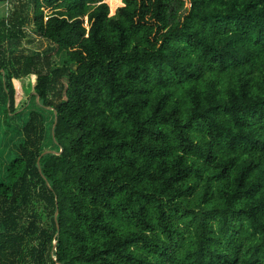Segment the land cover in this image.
Returning a JSON list of instances; mask_svg holds the SVG:
<instances>
[{"label":"trees","instance_id":"16d2710c","mask_svg":"<svg viewBox=\"0 0 264 264\" xmlns=\"http://www.w3.org/2000/svg\"><path fill=\"white\" fill-rule=\"evenodd\" d=\"M4 1L0 264H264V0Z\"/></svg>","mask_w":264,"mask_h":264},{"label":"rangeland","instance_id":"374dc122","mask_svg":"<svg viewBox=\"0 0 264 264\" xmlns=\"http://www.w3.org/2000/svg\"><path fill=\"white\" fill-rule=\"evenodd\" d=\"M17 5L11 2H1L0 3V18H9L10 15L16 10ZM31 12H28V16H30ZM23 30L25 31V37L18 39L15 42L14 49L9 52V42L5 44V51L3 54V57L1 60L4 62L6 61V68L8 72L12 75V82L15 87V93H14V103L15 105L22 104L29 99L28 96H30L31 90H30V83H31V75L25 74L22 71L23 67V59L25 56L30 55L33 52H37L40 54V58L42 59L43 66H46L45 62L48 63H56L59 64L61 60L64 57L63 51H58L54 46L51 45L49 41L46 39L40 37L37 35L33 29L31 23L25 25L23 27ZM3 80V76H0V81ZM33 101H28L27 105H25L23 108H21L20 111L23 113L19 116V118H16L15 121L17 122V125H14L18 129H21L23 125V119H24V112L30 111L31 109H34ZM2 103V96L0 92V104ZM45 114V113H43ZM49 114V113H46ZM3 122V115L0 110V125ZM14 122V121H13ZM2 129L0 128V132ZM20 135L17 133L16 130L12 128L6 129L5 134H2V137H0V168L1 170L4 169L6 165V161L4 158V155L7 151L13 150L15 151L17 149L18 141L20 140Z\"/></svg>","mask_w":264,"mask_h":264},{"label":"water","instance_id":"95a60500","mask_svg":"<svg viewBox=\"0 0 264 264\" xmlns=\"http://www.w3.org/2000/svg\"><path fill=\"white\" fill-rule=\"evenodd\" d=\"M48 152V150L44 151L43 153Z\"/></svg>","mask_w":264,"mask_h":264}]
</instances>
